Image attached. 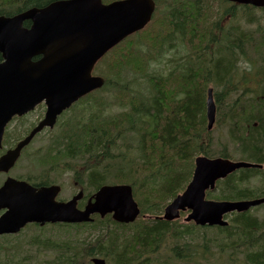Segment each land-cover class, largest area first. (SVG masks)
<instances>
[{"label": "trees", "instance_id": "1", "mask_svg": "<svg viewBox=\"0 0 264 264\" xmlns=\"http://www.w3.org/2000/svg\"><path fill=\"white\" fill-rule=\"evenodd\" d=\"M53 1L56 0H0V16H12ZM185 8L187 10L183 13L175 8L169 14L165 26H162V30L167 31L166 35L155 37L154 31L149 35L148 25L141 32L142 42L149 44V36H153L155 45L163 41L168 44L166 52L182 43L183 46L178 44L175 50L182 48V52L186 53L183 38L190 35L189 26H196L197 46L201 51L210 49L216 52L212 63L205 55L201 61L194 60L190 66L196 62L199 65L195 64L187 72L174 70L166 75L163 72L156 76L149 74L153 93L146 98L136 90L125 91L127 81L119 78L124 67L145 72L148 64L147 55L137 49L140 47L137 41L126 42L116 49V61L105 65L107 82L101 90L113 88L120 91L126 96L120 100V107L125 109L106 113V110L95 107L86 120L81 118L76 122L78 127L72 135L65 136L60 147V154L73 158L74 178L89 190V194L104 184H131L141 214L134 223L127 225L118 224L110 215L104 219L97 216L94 224L87 225H97L102 229L98 236L83 242L76 239L72 244L69 241H64L62 245L51 244L63 248L58 264H85L86 260L89 264L90 258L96 255L105 257L107 264H172L162 259L164 255H158L164 246L170 248L175 261L204 264L201 262L203 256L194 250L191 258H186L184 248L189 245L185 241L187 229H180L178 222L160 219L166 205L185 188L199 153L230 158L239 155L243 160L264 162V90L262 97H246L243 84L247 80L235 75L233 59L240 58L245 52L241 48L238 50L232 45H225L230 40L228 31L213 33L205 24L209 19L207 15L203 18L204 10L209 6L196 2L185 4ZM244 9L248 13L258 8L249 5ZM260 9L264 11V8ZM237 15L238 12H233L230 18L234 19ZM200 26L203 29L200 30ZM221 46L227 47V50L226 55L220 57ZM208 82L221 88V91H215L214 96L219 114L224 117L228 142H223L219 151L206 147L204 142V136L208 134L205 105ZM236 93L233 102L227 99ZM93 99L96 106L105 105L106 98L94 95ZM261 173L264 172L248 168L232 174L219 183V187L223 188L217 198L244 199L264 195V191L260 192L251 185V179ZM231 216L232 226L216 229L231 235L241 232L240 239L247 237L252 240L255 250L248 256L255 263L263 264V224L251 216L250 210L232 213Z\"/></svg>", "mask_w": 264, "mask_h": 264}, {"label": "water", "instance_id": "2", "mask_svg": "<svg viewBox=\"0 0 264 264\" xmlns=\"http://www.w3.org/2000/svg\"><path fill=\"white\" fill-rule=\"evenodd\" d=\"M82 1L84 11L92 13L98 8L89 5V0L56 1L42 8H31L14 16H0V141L5 124L15 115L30 111L39 102L46 100L48 110L45 119L32 132L44 125H51L57 115L83 94L101 87L105 80L91 76L94 63L123 36L140 26V14L136 10L134 26L120 27L105 33L100 28L84 23L85 13L78 3ZM143 2V0H139ZM149 2L148 0H144ZM264 4V0L259 2ZM94 13V12H93ZM31 20L29 28L24 21ZM117 22V21H116ZM115 28V27H114ZM85 33V39L79 41L84 57L73 66V54L79 40V33ZM42 57L33 60L34 57ZM208 129L211 130L216 118V104L213 90L209 89L207 99ZM9 151L0 160V171L11 167L20 148ZM256 166L246 162H233L228 159L198 157L192 181L185 191L177 195L165 208L164 219L172 221L187 209L192 213L187 221L198 224L207 222L221 223L222 216L231 211H245L251 206L264 202V198L238 202H218L205 199L206 190L215 187L216 181L228 176L240 168ZM11 179L0 189V235L18 231L30 221H92L94 213L104 217L113 213V218L120 222L134 221L140 208L134 199L130 185H105L89 200L84 210L77 207L83 197L79 192L66 203L56 202L59 186L35 191L25 182L11 185ZM43 200L45 202H39ZM94 264H105L102 258H93Z\"/></svg>", "mask_w": 264, "mask_h": 264}, {"label": "rangeland", "instance_id": "3", "mask_svg": "<svg viewBox=\"0 0 264 264\" xmlns=\"http://www.w3.org/2000/svg\"><path fill=\"white\" fill-rule=\"evenodd\" d=\"M183 4H184V0L168 1L170 10L172 8L174 9L175 7H177L175 5H178L177 8L179 10L178 11L179 13H183L184 10H187V8H185ZM209 7H210V12L213 16L212 19L213 20L217 19V22L220 23L226 29H228V26L226 25L228 24L229 29L231 31H235V28L241 22H252L253 21L252 15L256 13L264 16V11H262L260 8L248 13H246V10L243 8H236L234 12H238V15L234 19L227 20L226 8L229 7L228 3H222L213 0L211 1ZM162 9H163V5L158 4V10L161 11ZM164 24L165 23L160 21V19H157L154 23V28H153L154 33L160 35L165 34V32L167 31L162 30V26H165ZM200 27H201L199 28L200 30L203 29L202 26ZM187 29L189 30V32L193 31L191 30V28H187ZM243 30L248 31L246 29H242V32ZM215 32L218 31L215 30ZM207 41L204 43V47L206 46ZM223 48L224 47L221 46V49L219 51L224 56L226 55V51ZM207 51L205 52V55L207 54ZM210 52L211 54H214L212 50H210ZM195 64L199 65L198 62H196ZM195 64H193L190 67L186 66L187 71L193 69ZM159 67L160 68L157 70V72L162 71L161 68L162 65H160ZM131 79H133V74H123L122 81H127V85L129 88L141 92L146 98L149 97V87L146 83L145 78L138 77L135 81L130 82L129 80ZM207 84H209V82ZM211 85L214 86L213 84ZM214 88H215L214 90L217 92L221 91V88H217L215 86ZM116 90H113L112 88L108 91H101L98 94H96V96L98 97L106 98V100L112 104V107L107 109L109 110L108 112L111 111L116 112L120 109H125L119 106H122L120 100L122 98H125L126 96L123 95L120 91L117 92ZM234 98L235 95H232L227 99L233 102ZM77 111L79 112V108H77ZM47 137H48L47 134L39 137L35 141L32 149H35L44 142H46ZM204 142L206 147L212 148V150H216V151H219L220 148H222L223 142H228L227 127L224 123V117L219 114V111H217L215 126L211 131H208V134L206 136H204ZM228 148L231 149V147ZM23 163L25 162H23L22 159L19 162V168L16 170L17 174H22L24 176L30 175L34 177L38 176L39 170L31 171L33 169L34 160L29 162L30 167H23ZM75 163H78V161H75ZM192 170H193V166H192ZM251 185L257 189L258 188L263 189V184H261V182L258 179L252 180ZM73 190H74L73 187L69 183H67L65 186V191L64 193H62L60 197L63 198L71 197L73 194L72 193ZM212 192L215 194H219L221 192V187H217ZM251 213L253 216H255L258 219V222L260 221L263 222L264 224V205L253 208L251 210ZM179 223L180 225L188 224L187 222H185L184 217H181ZM100 233H102V229H100L99 227H88V226L66 227V226L48 225L46 226V228L41 229L40 227L37 226L34 227L31 226L28 229L26 228L23 233L21 232V234H16L14 236L8 235V236L0 237V247H2L0 253V264H58L59 259L62 258L63 248L57 246V250L59 251V253H57L55 250L47 248L46 246L35 244L34 241L37 238H41L42 240L52 239L55 240L57 244L62 245L63 241H72L77 239L80 242H83L98 236ZM204 233H206V235H203ZM240 235L241 232L229 237L220 236L217 230L215 229H209L207 231L200 230L194 234H190L189 232L186 231L185 241L189 243L187 248L194 250L197 254H201L203 256V251L206 252V259H207L206 264H252V263H246L245 254L250 250H253L255 246L252 245L251 241H244L240 239ZM170 253H171L170 248L167 249L164 246L158 255H164L162 256V259H167L169 262H172V264H180L179 261H175L172 257H170Z\"/></svg>", "mask_w": 264, "mask_h": 264}, {"label": "flooded vegetation", "instance_id": "4", "mask_svg": "<svg viewBox=\"0 0 264 264\" xmlns=\"http://www.w3.org/2000/svg\"><path fill=\"white\" fill-rule=\"evenodd\" d=\"M46 110V105L44 102H42L38 107H37V110L33 111L32 113H44ZM29 114H26L24 116H15L13 118V120L9 123V126L7 127L6 129V132L4 133V137H3V143L6 142L5 146L3 145L2 148H0V156L3 155L5 152H7L9 150V148H13L16 146V144L22 140L24 137H26L28 134H30L31 130L38 124V122L40 121V118L38 121H36L34 124L31 125V123L27 124H23L21 123L24 119H22L23 117H25L27 120L29 119ZM36 116V115H35ZM44 116V114H43ZM37 117H30V119H32L33 121L36 120ZM25 119V121H26ZM11 124V125H10ZM29 126V128L27 129V127ZM43 132V131H41ZM41 132H39L34 138L33 140L31 141V143L29 145H32L33 142H35L39 137H40V134ZM9 142V144H8ZM27 145V146H29ZM26 146V147H27ZM37 152V151H35ZM35 152L31 154L35 156ZM22 155H24V149H23V153ZM14 168V167H13ZM13 168L5 173V172H2L0 174V176H4L3 177V181L1 182L0 181V187L3 185V183L5 182V180L9 177V176H15L16 178L18 179H23L21 178V176L19 175H14L12 174V171H13ZM52 180V176H51V172L50 171H47L45 172V174H43V179L40 181L41 183L47 185L49 183H52L51 182ZM2 210V211H1ZM0 210V214H2L4 212L3 209Z\"/></svg>", "mask_w": 264, "mask_h": 264}, {"label": "bare ground", "instance_id": "5", "mask_svg": "<svg viewBox=\"0 0 264 264\" xmlns=\"http://www.w3.org/2000/svg\"><path fill=\"white\" fill-rule=\"evenodd\" d=\"M252 6L255 7V8H260V7L256 6V5H252ZM261 8H264V7H261Z\"/></svg>", "mask_w": 264, "mask_h": 264}]
</instances>
